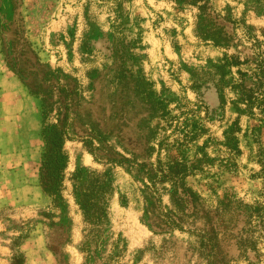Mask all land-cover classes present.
<instances>
[{
	"label": "rangeland",
	"instance_id": "374dc122",
	"mask_svg": "<svg viewBox=\"0 0 264 264\" xmlns=\"http://www.w3.org/2000/svg\"><path fill=\"white\" fill-rule=\"evenodd\" d=\"M205 1L264 49V0ZM116 5L0 0V264H264V112L240 73L257 69L203 39L191 0ZM2 42L28 80L74 88L62 208L39 181L41 98Z\"/></svg>",
	"mask_w": 264,
	"mask_h": 264
},
{
	"label": "trees",
	"instance_id": "16d2710c",
	"mask_svg": "<svg viewBox=\"0 0 264 264\" xmlns=\"http://www.w3.org/2000/svg\"><path fill=\"white\" fill-rule=\"evenodd\" d=\"M118 11H123L122 0H114ZM199 9L200 35L205 40H210L216 46L229 48L235 46L239 52L245 57L248 64L254 66L259 73V77H253L247 71H240L242 76V87L244 91V99L250 100L252 103L262 104L264 106V49L258 47H248L244 41L250 39H231L229 32L226 29V24L219 19L221 16L212 6L205 0H191ZM209 4V5H208ZM199 25V23H198ZM242 46V48H240ZM247 49L248 51H244ZM2 52L8 58V64L14 70L21 81L29 88L32 94L41 98L42 101V127L41 136L44 142L42 161L39 166V181L44 193L52 198L54 207L62 208L64 205V185L66 178V170L69 164V155L66 149L68 141L76 140V137L85 138L84 134L80 135V131L72 129L71 118L73 112V90L74 88L68 85H62L57 80V83L51 82L47 87L38 78L33 81L28 80V75L22 67H15L9 60V51L6 50L4 42H2ZM8 52V53H7ZM236 58L235 64H241L240 55L234 54ZM26 76H25V75ZM249 74V75H248ZM37 75V73H36ZM47 75V74H46ZM45 75V77H46ZM51 76V75H50ZM50 78V77H49ZM253 81H250V80ZM51 80V79H50ZM247 81L251 82L249 88ZM261 106V105H260ZM260 109L264 112V107ZM85 140V139H84ZM95 156L94 152H92ZM169 167V174H172L174 169ZM172 193L175 196L184 198L185 195L192 192V189L181 180H176L173 183ZM182 187V190H181ZM86 215L91 212L92 206L88 199L82 198L79 201ZM181 228V227H180ZM209 257L215 255L216 247L203 243ZM209 259V258H208ZM25 258L23 255L14 258L12 264H24ZM207 264H213V260L209 259Z\"/></svg>",
	"mask_w": 264,
	"mask_h": 264
}]
</instances>
